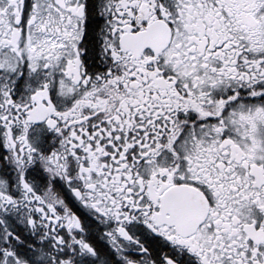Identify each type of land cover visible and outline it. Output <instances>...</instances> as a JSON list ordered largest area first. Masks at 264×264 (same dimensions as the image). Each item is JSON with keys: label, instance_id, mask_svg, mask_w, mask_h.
<instances>
[{"label": "snow or ice", "instance_id": "obj_1", "mask_svg": "<svg viewBox=\"0 0 264 264\" xmlns=\"http://www.w3.org/2000/svg\"><path fill=\"white\" fill-rule=\"evenodd\" d=\"M0 264H264V0H0Z\"/></svg>", "mask_w": 264, "mask_h": 264}]
</instances>
